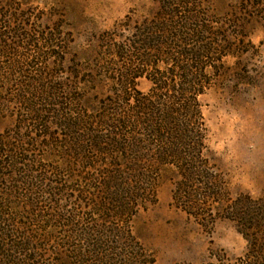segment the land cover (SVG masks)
Returning <instances> with one entry per match:
<instances>
[{"label":"trees","instance_id":"obj_1","mask_svg":"<svg viewBox=\"0 0 264 264\" xmlns=\"http://www.w3.org/2000/svg\"><path fill=\"white\" fill-rule=\"evenodd\" d=\"M204 15L190 0H172L135 26L119 24L97 67L108 84L97 73L81 84L79 65L69 83L51 80L53 68L0 71V92L15 72L24 74V83L11 85L27 111L12 134L0 135V264H157L130 223L163 179L189 217L206 228L229 219L246 239L244 255L214 253L210 264H264V196H233L206 143L201 99L233 50ZM25 26L24 15L0 9L2 56L25 61L17 49L33 47L56 58L53 48L65 49L57 27L35 42ZM9 36L22 45L2 41ZM143 77L147 91L139 88ZM10 101L0 95L4 109Z\"/></svg>","mask_w":264,"mask_h":264},{"label":"rangeland","instance_id":"obj_2","mask_svg":"<svg viewBox=\"0 0 264 264\" xmlns=\"http://www.w3.org/2000/svg\"><path fill=\"white\" fill-rule=\"evenodd\" d=\"M169 1L172 0H0V9L11 10L15 16L24 15L25 32L31 33L35 42L37 39L42 41L45 31L51 32L57 27L61 33L59 43L65 48H53L58 52L56 58L44 53L42 58L37 55L35 48L20 47L17 51L28 59L23 61L21 56L13 62L10 57H14V53L2 56L0 52V71L13 65L16 70L23 67L28 74L33 70L31 65L43 69L46 67V70L53 68L56 74L51 80L69 83L77 81L74 72L76 65H79L81 71L85 69L78 78L81 84L87 74L95 73L98 74L96 79L99 84L103 81L108 84L107 77L99 75L101 71H97L99 61L105 59L103 46L109 42L107 37L126 20L127 24L135 26L152 18ZM190 1L202 10L205 14L203 17L210 20L215 30L225 32L233 50L221 59L222 74L201 99L209 154L217 162L233 196L247 192L254 198L262 197L264 0ZM10 3L14 5L10 7ZM127 28L124 32L119 31L123 38L124 34L127 38L130 34ZM4 40L22 45L15 36L2 38ZM58 59L61 62L56 66ZM95 69L96 72L93 71ZM19 72L10 77L12 80H7L5 92H0L1 97L11 100L7 110L0 105V135H10L19 126L23 115L27 116L24 104L14 102V85L26 80L24 74ZM1 75L4 76L1 80L5 82L7 75L3 72ZM138 82L141 90L149 89L150 82L145 77L138 79ZM5 84L2 83V86ZM106 89L104 86L98 90L100 94H106ZM77 93L79 91L73 92L72 96ZM30 130L25 128L26 133L32 136L33 131L31 133ZM33 148L42 154L43 150L38 146ZM151 194V202L132 218L130 226L154 254L157 264H210L214 260L211 258L214 253L217 256L224 253L227 258L233 259L246 252L247 241L233 221L218 219L212 227L206 228L177 207L173 203V185L170 180L163 179ZM87 218L94 219L90 213H87ZM40 226L37 224L36 228ZM61 233L62 230H58L60 236ZM57 242L61 243V240L49 244L48 248L52 250Z\"/></svg>","mask_w":264,"mask_h":264}]
</instances>
